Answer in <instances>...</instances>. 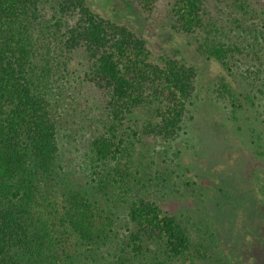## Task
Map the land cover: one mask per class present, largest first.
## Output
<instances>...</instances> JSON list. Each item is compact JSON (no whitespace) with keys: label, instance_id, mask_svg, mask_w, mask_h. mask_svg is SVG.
<instances>
[{"label":"trees","instance_id":"16d2710c","mask_svg":"<svg viewBox=\"0 0 264 264\" xmlns=\"http://www.w3.org/2000/svg\"><path fill=\"white\" fill-rule=\"evenodd\" d=\"M133 1L148 10L158 2ZM250 1L235 0L245 20ZM204 5V0H176L174 10L185 32L205 29ZM234 20L242 23L239 17ZM240 28L246 34L257 32L255 27ZM148 44L127 25L96 12L88 0H0V264H79L69 253L73 246L83 248L76 253L88 257L111 244L117 234L114 212L88 191L61 181L54 103L71 70L80 67L86 80L102 92L112 122L92 142L91 158L104 171L111 162L122 165L124 145L136 147L141 133L176 140L189 106L201 108L194 103L198 72L171 56L154 61ZM200 49L231 76L234 54L243 50L220 40L204 42ZM217 85L219 98L237 118L244 108L241 98L250 101L251 95L237 91L229 80ZM145 108L157 119L135 129L130 123H137ZM122 128L127 130L124 134ZM182 167L177 165L178 170ZM185 171L190 172L187 168L177 173L186 179ZM100 184L109 196V179ZM128 217L137 230L131 231L114 261L106 257L109 264H144L151 248L147 242L158 244L170 261L190 252L188 229L158 201H133ZM150 264L167 263L158 255Z\"/></svg>","mask_w":264,"mask_h":264},{"label":"rangeland","instance_id":"374dc122","mask_svg":"<svg viewBox=\"0 0 264 264\" xmlns=\"http://www.w3.org/2000/svg\"><path fill=\"white\" fill-rule=\"evenodd\" d=\"M204 1L205 29L187 33L175 13L176 0H158L152 10L133 0H88L102 16L146 37L154 61L171 56L196 67L199 83L194 103H200L201 108L189 106L176 140L141 133L136 147L124 145L122 165L111 162L104 171L102 164L91 158L92 142L112 122L104 95L86 80L81 67L71 70L66 88L54 103L61 181L88 191L112 210L117 233L96 255H78L79 249L73 246L69 253L75 254L79 264L80 257L85 264L115 260L131 231L137 230L128 212L131 203L141 197L158 201L177 216L192 240L186 257L173 261L158 244L147 242L151 248L146 250L144 264L158 255L167 264H264V0L250 1L248 20L237 12L235 0ZM235 17L241 19L240 25ZM240 26L247 30L255 27L257 32L246 34ZM214 40L243 49L234 54L232 76L202 54L200 46ZM222 79L251 95L250 101L241 98L244 108L237 118L216 92ZM138 118L137 123H130L135 129L157 119L150 108L141 110ZM124 129L121 134L127 131ZM180 163L183 167L178 170ZM187 168L186 179L178 175L177 171ZM105 178L111 183L109 196L101 189L100 180Z\"/></svg>","mask_w":264,"mask_h":264}]
</instances>
